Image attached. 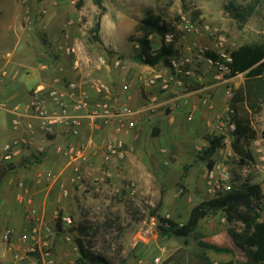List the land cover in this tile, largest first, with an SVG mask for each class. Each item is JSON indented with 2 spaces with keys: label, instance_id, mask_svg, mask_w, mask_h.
I'll list each match as a JSON object with an SVG mask.
<instances>
[{
  "label": "rangeland",
  "instance_id": "1",
  "mask_svg": "<svg viewBox=\"0 0 264 264\" xmlns=\"http://www.w3.org/2000/svg\"><path fill=\"white\" fill-rule=\"evenodd\" d=\"M7 1L0 0V8L3 9L2 18L8 14ZM44 1L28 0L26 6H21L16 0L18 3L16 15L19 16L16 30L20 34V45L27 52V55L22 54V58L20 56L17 58L16 70L19 75L22 72L32 74L34 79L38 75L37 70H41L44 65L46 69H42V71L48 70L44 74L47 75V79L53 76V72L58 67L69 68V58L57 51L59 44L64 41L73 46L76 44L83 57L93 59L98 55L111 53L114 56L122 57L125 60V66L130 68L133 64L131 59H134L139 52L135 40L140 35L136 33L135 29L138 22L146 16L159 17L162 22L172 28L170 32L175 34L177 53L190 48L194 55L197 52L204 54L206 51L229 54L240 46L264 40V0H101L105 9L102 15L99 14V10L92 0H84L79 8H77L78 0H64L66 9L63 19L67 20L61 29L66 32V35H62L61 39L54 40L43 29V16L39 12ZM187 22L192 25L193 29L191 32L183 33L178 27ZM97 23L99 28L94 31ZM150 40L152 48L159 49L160 39L157 36H150ZM40 62L45 63L43 65ZM23 64L27 71H22L21 65ZM227 88L230 93L227 95L224 88L221 94V98L225 96L227 103L224 115L219 117V121L229 120L232 122L235 112L230 110L229 106L237 93L244 97L243 75H235L231 81L226 83ZM248 104H254V110L247 108L244 102L235 104L236 114L239 117H246L250 121L254 134L252 140L243 142L245 152L250 155V159L244 158L243 163H240L239 156L234 153L231 147L233 137L229 128L223 130L224 135L216 136L207 133L203 136L205 141H207V137L229 138L231 145L233 155H229L228 160L227 158L224 160L223 155L219 156V160L217 164L214 162L211 172L207 170L205 163L201 164L202 162L185 164L188 128L180 131L172 130L161 136L159 130L158 134L156 133L155 125H148L146 135L149 138L146 137L145 144L148 142L161 143L166 140L169 141L168 145L172 151L166 152V156L163 158L170 166L161 167L167 176V189L161 183L152 180L150 165L145 164V169L137 166L138 163L133 153H131L130 159L123 158L122 161L113 163L105 162L106 168L111 170L113 176L104 182L94 181V177L104 170L95 171L92 166L86 172L81 169V174L86 180L81 181L79 184L81 186L78 189L72 188V195L69 198L70 207L67 210L71 223L64 229L58 227V230L53 233L54 238L57 236L56 239L63 240L71 250L75 248L74 252L77 253V257L73 263L76 264L79 258L75 246L76 238L84 244L90 245V251L102 255L109 264H133L135 263L133 260L137 257L148 258L151 253L149 248L152 241L149 242L141 237L142 234H145L148 239H152V236L156 235L158 245L164 246L169 252L168 259H166V254L162 253L163 264L169 261L181 264H199L201 253L205 251L199 246L201 237L199 232L196 231L186 239L161 236L157 232V220L151 216V211L159 203L161 207L165 191H167L165 206L161 209V213L159 207L156 214L164 218L171 214L170 212L176 207L174 193L176 198L182 197L186 201L185 206H187L188 197L193 195L192 187L189 184L190 180H195L199 186L202 185L200 190L203 191L204 188L207 193L206 196L197 197L193 202L209 200L222 194L220 190H216L214 194L207 192V179L211 173L216 178L219 173L227 172L236 182L234 187L238 188L246 181L248 184L262 185L264 192V140L260 136L264 130V99L252 100ZM160 111L162 119H165L172 109L161 105ZM217 119L215 118V121ZM182 126H187L184 117ZM195 149L198 150V147ZM200 153L195 162L199 161ZM224 154L228 156V153ZM180 165H182V173L173 185L169 182L175 177L177 178ZM200 168L201 173H204L203 178L201 175L199 176ZM153 173L154 176H157L155 172ZM189 173L190 177L186 182ZM191 190L192 194H189ZM132 192L134 193L132 194ZM263 203V201L260 203V207L263 206ZM175 219L177 220V218ZM233 226L235 227L236 224L234 223ZM80 229L84 232L83 235L78 234ZM234 248L237 250L238 256L247 261L240 248L237 246ZM155 250H153V254L156 253ZM33 254H28V257H33ZM36 255L38 257V254ZM218 257H223V255H218ZM69 258L71 259V257Z\"/></svg>",
  "mask_w": 264,
  "mask_h": 264
},
{
  "label": "crops",
  "instance_id": "2",
  "mask_svg": "<svg viewBox=\"0 0 264 264\" xmlns=\"http://www.w3.org/2000/svg\"><path fill=\"white\" fill-rule=\"evenodd\" d=\"M7 2L9 5L7 9L8 14L3 16L4 18H2L3 9L0 8V53L8 54L7 62L0 59V68L5 66L9 71L6 80L0 82V146L15 137H25L27 146L12 156V163L0 160V264L13 261V254L7 250L8 244L2 240L5 231L11 230L16 234H21L30 231L33 226H37L41 232L42 238H40L43 239L45 228L51 230L53 228V213L58 211L61 215L68 216L67 210L70 207L69 198L72 195V188L76 187L78 189L81 186L79 185L81 182L72 183L70 181L71 171L69 172V170L71 169L66 165V160L55 152L54 148L62 143L64 140L63 136L58 133L53 135L43 134V131L36 126V122L27 117L29 116L27 114V107L32 89L39 82V84H44L45 86L58 87L59 84L55 82V78L59 73L55 69L53 78L48 77L47 79V75L44 74L48 70L42 71L41 67V70H37L38 75L35 76V79L32 74L24 72L20 75L18 74L16 60L19 56L22 58V54L27 55V52L20 45V34L16 30V22L19 20V16L16 15L18 3L16 0H8ZM40 8L39 13H42L41 15L43 16L42 22L45 33L52 37L53 40L61 39L62 35H66V32L61 29L67 20L63 19V13L66 9L65 1L45 0ZM131 61H133L132 66L130 68L125 66L123 70H118L120 73H116V70L105 67H100L98 70L91 67V70H89V75L93 79L104 82L111 92L118 97L119 103H125L137 112L135 116L136 130L134 132L115 134L114 138L122 141L124 147L120 156L111 158L108 162L113 163L122 161L123 158L128 159L131 153H133L138 163L137 166L145 169V164L150 165L152 172L149 175L152 177V180L161 183L167 189V176L161 170V167L170 166L163 160L166 152L171 151L170 145H168L169 141L165 140V142L161 143L148 142L145 144L146 137H148L146 135L148 133V125H155L154 127L157 129L156 133L158 134L159 130V135L161 136L172 130L180 131L188 128L189 137L186 134L188 142H186L187 147L185 149V164L202 162L201 164L203 165L205 162L200 160V158H198V162H195L197 155L202 149L207 147V141L203 139V136L207 133L218 136V133L226 128L224 126L219 130L216 128L218 126L216 122L220 119L219 117L224 115V108L227 103L225 96L221 98V94L224 88L225 90H229V88L226 89V84L214 82L210 69L204 62H199L196 64L199 76L198 81L189 82L185 90L163 93L159 91L157 82L151 84L149 81L153 79L155 73L162 71L165 66L161 63L154 66L143 65L136 62L135 59H131ZM40 63L43 64L45 62ZM24 65H21V69L22 71H27ZM44 67L46 66L44 65ZM85 74L88 75V72L85 71ZM125 83L129 84V89L126 92L120 89L121 84ZM87 96L92 101V93L88 92ZM161 105H166L172 109L165 119H162ZM16 114H19L20 129L12 131L10 130V124L15 119ZM183 117L186 119L187 126H182ZM215 118L218 119L215 121ZM27 123L31 124V128L25 127ZM113 129L114 125L101 127L96 133V140L102 141ZM87 137L88 133L82 129L78 140L82 142ZM195 147H198V150ZM220 153L219 148L213 153L212 160L215 164H217L218 158L221 156ZM89 158L95 171L107 169L111 172L109 168H106L107 165L100 150L90 155ZM90 167L82 166L80 170L84 169V172H86ZM8 168L10 169L8 170ZM179 168L180 171L177 178L175 177L169 183L174 185L178 181L182 173V165ZM201 171L200 168L199 176L201 175V178H203L204 173H201ZM48 172H53V174L57 175V179L54 181L45 179ZM153 172L157 176H154ZM36 173H40L42 182L37 183ZM111 174L113 176V173ZM189 177L190 173L186 178V182H188ZM189 184L192 187L193 195L188 197V205L185 206L186 201L182 197L176 198V194L173 192L176 207L170 212L171 214L166 215L168 219L175 221L179 225L186 222L190 209L199 203L193 201L197 197L207 195L204 188L203 191L200 190L202 185L199 186L195 180H190ZM259 187L264 202L263 186L259 184ZM63 189L68 193L67 197L63 196ZM192 190L189 191V194H192ZM166 193L167 191L163 192V202L159 209L160 213L161 209L165 206ZM261 207L259 222L264 221V203ZM32 210H34L35 215L31 214ZM235 224V227L232 225L233 229L236 233H241L244 227L243 224L240 222H235ZM227 228L228 224L222 212L210 214L199 221L196 231L201 236V243L227 248L232 252L231 254H223L206 249L201 253L199 264H204L202 257L207 258L210 264L227 262H231L232 264H249L248 260H242L238 256L237 250L234 247H239L243 253L244 251L232 241L227 233ZM141 237L147 241L149 240V242L152 241L149 248L151 253L148 258L137 257L133 260L135 261L133 264H154V258H158L160 260L159 264H163L164 257L162 253L166 254V259L170 257L166 248L159 246L156 242V235H153L152 239L146 238L145 234H142ZM56 238L57 236L54 238L53 235L46 239V241L40 239L37 246L39 249H48L51 252L53 264H74L75 257H77V253L74 252L75 248L71 250L70 246L64 243L63 240ZM11 242L10 244L14 243L13 246H15L14 238L11 239ZM154 249H156V253L154 252L153 254ZM254 249L251 248V250ZM161 250L163 251L161 252ZM218 255H223V257H218ZM16 264H41V261L39 262L37 255L33 254V257H24L23 260ZM166 264L181 263L169 261Z\"/></svg>",
  "mask_w": 264,
  "mask_h": 264
},
{
  "label": "built area",
  "instance_id": "3",
  "mask_svg": "<svg viewBox=\"0 0 264 264\" xmlns=\"http://www.w3.org/2000/svg\"><path fill=\"white\" fill-rule=\"evenodd\" d=\"M17 1L21 6H26L28 3V0ZM178 28L183 33L191 32L193 29L188 22L183 23ZM174 39L175 34L171 32L164 36L165 43H170ZM57 51L69 58V68H57L56 71L59 75H56L55 82L59 84L58 87L38 84L33 88L27 107L29 116H26L36 122V126L43 131V134L53 135L58 133L63 136L62 143L55 146L54 149L57 154L66 160V165L71 169L70 181L75 183L84 180V177L81 176L80 167L92 166L89 157L97 150L102 152L105 162L122 154L124 143L116 140L114 136L122 132H134L136 130L135 116L137 112L125 103H119L118 97L111 92L104 82L93 79L89 75L91 67L96 70L100 67L116 71L123 70L125 60L122 57L113 54L107 55L106 53L93 59L83 57L76 44L74 46L69 45L67 41L59 44ZM191 51L189 48L172 56L168 65L162 71L155 73L149 83L155 84L157 82L159 91L163 93L185 90L189 82L199 80L196 69V64L199 62H204L212 72L213 81L218 84H226L234 77L231 75V58L229 54H218L212 51L216 58L211 59L206 58L202 52H197L194 55ZM7 58L8 54L0 53L1 60L7 62ZM42 69L46 68L42 66ZM85 71L88 72V75L85 74ZM8 75L9 71L5 66H2L0 68V82H4ZM72 75L74 76L71 77ZM120 89L124 92L128 91L129 84H121ZM88 92L93 95L92 101L87 96ZM229 93V90H226V94ZM188 119L190 118L188 117ZM217 123L216 128L219 130L224 126L225 129L229 128L233 137L235 129L233 122L218 120L216 125ZM108 125H114L113 131L102 141L96 140L97 131ZM25 127L31 128V124L27 123ZM18 129H20V120L19 114H16L15 119L11 121L10 130L15 131ZM82 129L86 130L88 137L80 142L78 137ZM218 134L224 135V132L220 131ZM26 146L25 137L11 138L0 146V160L12 163V156ZM230 146L229 138L221 140L219 149L222 147L220 154L224 156V160L226 158L228 160L229 155H233ZM225 152L228 153V156L224 154ZM111 178V172L104 170L94 177V181L104 182ZM45 179L54 181L57 179V175L48 172ZM36 181L37 183L42 182L40 173H36ZM235 183L227 172L219 173L216 178L211 173L207 179V192L210 194H214L216 190H220L222 193L230 192L237 188L234 187ZM19 186L21 187L20 184ZM67 195L68 193L63 189V196L67 197ZM31 214L35 215L34 210ZM52 222V230L45 228L43 239H41V232L37 226H33L30 231L21 234H16L11 230L5 231L2 240L8 244L7 250L13 254V261L1 264H16L31 253L38 254L41 264H53L51 252L48 249H39L37 246L38 240L46 241L50 236H53L58 227L64 229L71 221L69 216L61 215L58 211H55ZM13 238L16 247L13 246L14 243L10 244ZM159 262L158 258H154V264H159Z\"/></svg>",
  "mask_w": 264,
  "mask_h": 264
},
{
  "label": "trees",
  "instance_id": "4",
  "mask_svg": "<svg viewBox=\"0 0 264 264\" xmlns=\"http://www.w3.org/2000/svg\"><path fill=\"white\" fill-rule=\"evenodd\" d=\"M83 1L78 0L77 8L82 5ZM92 1L99 10V14L102 15L105 9L101 0ZM98 28L99 24L97 23L94 31L98 30ZM135 31L140 35L135 40L139 48V52L134 57L135 61L148 66H154L159 63L167 66L169 59L177 53L175 40L170 43L164 42L165 34L172 31V28L162 22L159 17L146 16L138 22ZM150 36H157L160 39L159 49L154 50L152 48ZM106 54L111 55V53ZM204 56L211 59L216 58V55L210 51H206ZM229 56L231 58V75L242 74L245 84L244 97L237 93L232 98L229 106V109L235 112L232 120L235 129L231 147L234 153L239 156L240 163H243L244 158L250 159V155L244 150L243 142L252 140L254 134L250 121L246 117H239L236 114L235 104L244 102L247 108L254 110V104L250 105L248 102L264 99V40L240 46L238 49L231 51ZM260 136L264 140V130H262ZM206 140L207 147L200 153V160L206 163V168L210 171L214 166L213 153L221 146L222 137H207ZM262 201L263 196L259 185L248 184L245 181L242 186L230 192L219 194L193 206L189 211L186 222L182 225L156 214L160 203L151 211V216L156 218L157 232L161 236L186 239L195 233L200 220L210 214L222 212L228 224V235L236 245L243 249L249 264H264V221H258L261 211L260 203ZM235 222L243 224L244 227L241 233H236L233 229L232 225ZM78 234L83 235L84 232L80 229ZM75 246L79 255L76 264H109L102 255L90 251L91 246L84 244L78 238L75 239ZM199 246L204 250H211L215 253H232L227 248L201 242H199ZM251 248L255 249L251 250ZM202 259L204 264H210L207 258L202 257Z\"/></svg>",
  "mask_w": 264,
  "mask_h": 264
}]
</instances>
